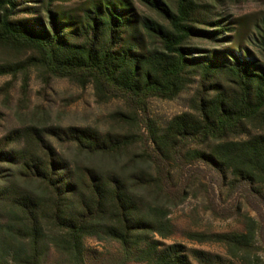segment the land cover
Returning a JSON list of instances; mask_svg holds the SVG:
<instances>
[{
	"label": "trees",
	"instance_id": "16d2710c",
	"mask_svg": "<svg viewBox=\"0 0 264 264\" xmlns=\"http://www.w3.org/2000/svg\"><path fill=\"white\" fill-rule=\"evenodd\" d=\"M239 1L264 9L0 0V77L33 69L46 84L91 86L99 101L124 103L118 120L145 130L27 125L1 135L0 264H45L49 249L83 264L88 238L115 242L119 264H264V10L243 36L226 12ZM186 90L187 111L163 126L148 117L150 100ZM192 179L218 198L214 211L240 218V231L195 236L224 256L190 250L191 262L182 245L155 239L169 237L160 200H184Z\"/></svg>",
	"mask_w": 264,
	"mask_h": 264
},
{
	"label": "rangeland",
	"instance_id": "374dc122",
	"mask_svg": "<svg viewBox=\"0 0 264 264\" xmlns=\"http://www.w3.org/2000/svg\"><path fill=\"white\" fill-rule=\"evenodd\" d=\"M60 4L67 6L70 3L62 1ZM263 10L261 3L239 1L235 4L229 2L226 12L241 34L248 36L254 33ZM191 93L192 90H186L173 100H150L148 117L157 125L163 126L174 115L187 111V100ZM127 112V107L120 100L99 101L91 86L80 88L63 79H51L46 84L33 69L16 76L0 77V136L27 125L89 127L101 133L112 131L140 136L145 132L144 129L140 130L135 123L127 124L118 120L119 114ZM62 150L68 154L71 151L68 148ZM129 151H141L140 144H134ZM160 204L165 208L169 237L155 239L164 245H182L191 262L193 259L190 250L225 255L221 245L198 242L195 236L240 231L242 227L238 216L223 217L219 211H214V208L218 210V198L210 191H205L203 184L197 179L190 181L188 195L184 200L165 199L160 200ZM120 257V250L115 242L97 241L93 238L85 241L83 264H119ZM45 264L68 263L49 249Z\"/></svg>",
	"mask_w": 264,
	"mask_h": 264
}]
</instances>
